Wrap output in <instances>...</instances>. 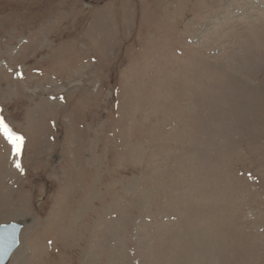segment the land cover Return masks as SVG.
Returning <instances> with one entry per match:
<instances>
[{"label": "rangeland", "instance_id": "rangeland-1", "mask_svg": "<svg viewBox=\"0 0 264 264\" xmlns=\"http://www.w3.org/2000/svg\"><path fill=\"white\" fill-rule=\"evenodd\" d=\"M0 117L7 264H264V0H0Z\"/></svg>", "mask_w": 264, "mask_h": 264}, {"label": "water", "instance_id": "water-1", "mask_svg": "<svg viewBox=\"0 0 264 264\" xmlns=\"http://www.w3.org/2000/svg\"><path fill=\"white\" fill-rule=\"evenodd\" d=\"M23 223L17 220L0 223V264H7L19 246Z\"/></svg>", "mask_w": 264, "mask_h": 264}, {"label": "snow or ice", "instance_id": "snow-or-ice-1", "mask_svg": "<svg viewBox=\"0 0 264 264\" xmlns=\"http://www.w3.org/2000/svg\"><path fill=\"white\" fill-rule=\"evenodd\" d=\"M0 132H2L9 143L12 144L13 152L18 153L23 141V137L13 132L2 117H0ZM16 167L19 168L20 165L17 163Z\"/></svg>", "mask_w": 264, "mask_h": 264}, {"label": "bare ground", "instance_id": "bare-ground-1", "mask_svg": "<svg viewBox=\"0 0 264 264\" xmlns=\"http://www.w3.org/2000/svg\"><path fill=\"white\" fill-rule=\"evenodd\" d=\"M17 249V248H16ZM22 250L20 249L17 253H16V257L19 258L22 255ZM14 253V252H13ZM15 254V253H14Z\"/></svg>", "mask_w": 264, "mask_h": 264}]
</instances>
